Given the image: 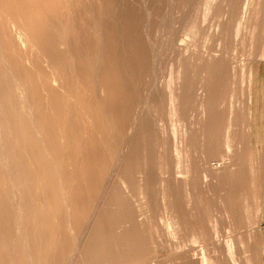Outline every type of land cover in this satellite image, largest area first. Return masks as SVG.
<instances>
[{
    "label": "bare ground",
    "instance_id": "obj_1",
    "mask_svg": "<svg viewBox=\"0 0 264 264\" xmlns=\"http://www.w3.org/2000/svg\"><path fill=\"white\" fill-rule=\"evenodd\" d=\"M122 5L0 0V264H163L129 195L150 59Z\"/></svg>",
    "mask_w": 264,
    "mask_h": 264
},
{
    "label": "rangeland",
    "instance_id": "obj_2",
    "mask_svg": "<svg viewBox=\"0 0 264 264\" xmlns=\"http://www.w3.org/2000/svg\"><path fill=\"white\" fill-rule=\"evenodd\" d=\"M117 3L150 59L129 147L148 244L163 264H264V0Z\"/></svg>",
    "mask_w": 264,
    "mask_h": 264
}]
</instances>
